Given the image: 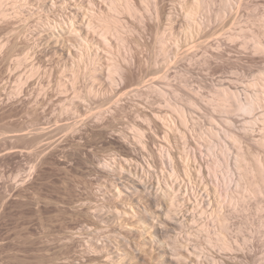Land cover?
I'll list each match as a JSON object with an SVG mask.
<instances>
[{"label": "rangeland", "instance_id": "obj_1", "mask_svg": "<svg viewBox=\"0 0 264 264\" xmlns=\"http://www.w3.org/2000/svg\"><path fill=\"white\" fill-rule=\"evenodd\" d=\"M129 1L0 3V264H264V0Z\"/></svg>", "mask_w": 264, "mask_h": 264}, {"label": "bare ground", "instance_id": "obj_2", "mask_svg": "<svg viewBox=\"0 0 264 264\" xmlns=\"http://www.w3.org/2000/svg\"><path fill=\"white\" fill-rule=\"evenodd\" d=\"M3 0H0V3L2 2ZM89 1H91V3L92 2H94L95 0H89ZM111 9H113V11L115 10V11H118L119 9H123V10H125V12L127 13V14H134V13H136V11H137V8H136V6L133 4V3H131V1H129V0H111ZM97 3V2H96ZM100 3V2H99ZM231 0H226L225 1V4H224V7H223V11H227V10H231V9H229L230 7H231ZM94 5H96V4H94ZM98 5V4H97ZM96 5V6H97ZM100 6V5H99ZM98 6V7H99ZM100 9V8H99ZM103 9V8H102ZM102 9H101V11H102ZM98 11V10H97ZM101 11H99L100 12V14L101 15H103V11L101 12ZM220 11V12H219ZM217 13H216V18H221V15H222V11L221 10H219ZM97 13V12H96ZM197 13V11H195V10H188V6H187V12H186V24H185V26H184V28L182 29V32L184 33V35H185V37H186V40H187V43H186V46H189V45H191V46H189V47H187V49L188 48H190V50L187 52V54L188 53H191L193 50H194V52H197V49H198V47L199 46H201L202 44L203 45H205V44H207V42L206 43H204L206 40H208L205 36V34L203 35H201L200 37H198L199 36V33H201V31H200V27H199V25H198V21H197V16L195 15ZM99 14V13H98ZM103 17V16H102ZM107 17V16H106ZM115 18V17H114ZM103 19L104 18H102V21H103ZM109 19V18H108ZM106 20V19H105ZM110 20H112V19H110ZM208 19H206V21H207ZM113 21L115 22V20L113 19ZM263 21H264V18H263ZM109 23H110V21H108ZM117 22V21H116ZM105 23L107 24V21H105ZM108 23V24H109ZM102 25L101 26V28H99V30H98V32L100 31V33L102 34H104V35H107V34H109V33H111V31L114 29V27H112V26H110V25ZM113 24V23H112ZM115 26V25H114ZM95 27H100V24L97 26H95ZM98 29V28H97ZM118 29V28H117ZM114 31V30H113ZM116 31V30H115ZM102 34V35H103ZM119 35V34H118ZM198 35V36H197ZM195 36H197L196 38H195ZM205 37V40L203 39ZM229 38H233V34H230L229 35ZM201 39V41H202V39L204 40V41H202V42H199L198 40H200ZM196 41H198V43L196 42ZM101 43H102V41H101ZM198 45V46H197ZM254 45H255V48L256 49H258V50H262V47H261V43H260V41L258 40V39H256L255 38V40H254ZM184 46V45H183ZM197 47V49H196V51H195V49L194 48H196ZM186 49V48H185ZM186 54V55H187ZM169 58V60L167 61V64L168 63H170L171 61H172V59L173 58H171L170 56L168 57ZM169 66H170V64H168ZM163 78L164 79H166V75L164 74V76H163ZM155 81V80H154ZM264 89V88H263ZM228 99L227 98H224V103L226 104V101H227ZM243 100H246V101H243ZM262 100V99H261ZM222 101V100H221ZM223 102V101H222ZM221 102V103H222ZM223 103V104H224ZM221 106H222V104H220ZM259 105V98H258V96L257 95H254V96H252V97H250V98H246V99H242V100H240L239 98L237 99V101H236V103H235V107H236V109L237 110H239V111H245V112H249V111H251V110H253L256 106H258ZM224 106V105H223ZM259 107V106H258ZM179 117H180V121H181V123L182 124H184V125H186L187 124V122H188V115H186L183 111H180V113H179ZM251 128V127H250ZM248 136H246V135H243V137L242 138H247ZM231 138L233 139V141L234 142H237V141H239V140H241V138H240V136L238 135V137L237 136H231ZM231 139V140H232ZM240 142V141H239ZM261 143L262 144H264V137H263V140L261 141ZM260 143V144H261ZM237 145V144H236ZM209 149L210 150H212L213 149V146L212 145H210L209 146ZM240 153V152H239ZM238 153V154H239ZM249 156L250 155H248L247 153H242L241 152V154H239L237 157H236V160H237V162L235 163L236 165H237V167H238V169L241 171V177H240V180H239V182H238V184L236 183V185H238V187H242V188H245V190L246 191H250V192H258V193H264V166H261L262 164L261 163H259V162H256V160L254 161L255 162V164H256V166L252 163V161L250 162V158H249ZM168 162H170V154H168ZM214 163H215V161H214ZM213 163V164H214ZM259 163V164H258ZM218 164V161H217V158H216V163L214 164V166H216ZM202 171L200 170V173H201ZM249 176H251L252 177V179L251 178H249ZM251 179V180H250ZM226 182H228V184H230V180H227L226 179ZM231 192H225L224 193V196L227 198V200L231 203V202H233V203H235L236 204V195L235 196H233V195H231L230 194ZM236 198V199H235ZM217 220H218V222H219V224H221L222 225V229H221V233L220 234H223V233H225L224 231H225V225H226V218H224L223 216H221V214H219V217H217ZM221 228V227H220ZM223 246L224 247H226V248H228L229 246H228V244L226 243V242H223Z\"/></svg>", "mask_w": 264, "mask_h": 264}]
</instances>
